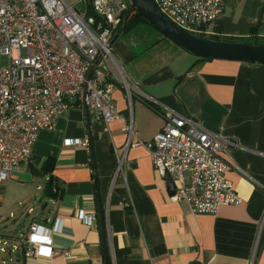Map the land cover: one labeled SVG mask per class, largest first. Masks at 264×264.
<instances>
[{"label":"crops","instance_id":"0c3cea01","mask_svg":"<svg viewBox=\"0 0 264 264\" xmlns=\"http://www.w3.org/2000/svg\"><path fill=\"white\" fill-rule=\"evenodd\" d=\"M222 4L213 34L216 28L222 37L264 41V0ZM136 30L111 44L133 87L131 99L123 88H114L117 111L126 121L131 119L144 141L161 130L167 108L230 139L236 146L230 150L232 166L226 178L242 201L220 206L213 215L192 213L187 204L170 198L165 179L141 147L127 152L125 180L114 177V148L121 149L125 141L122 123L112 121L105 130L70 107L54 129L39 133L30 164L0 185V200L9 206L43 203L29 223L50 227L57 218L62 220L59 231L50 233L52 256L28 257L20 264H103L97 223L87 226L76 216L78 211L96 213L98 201L107 213L112 264H264V65L214 59L189 69L196 57L179 48L160 50L157 44L140 59ZM66 140H88L89 149L68 146ZM47 157L55 158L52 177L63 189L58 199L42 195L48 176L41 165ZM12 181L21 188L11 201L6 195ZM24 216L19 230L29 224ZM65 250L69 258L62 254Z\"/></svg>","mask_w":264,"mask_h":264},{"label":"built area","instance_id":"2783aa9c","mask_svg":"<svg viewBox=\"0 0 264 264\" xmlns=\"http://www.w3.org/2000/svg\"><path fill=\"white\" fill-rule=\"evenodd\" d=\"M154 1L167 18L193 34L212 35L223 10L222 0ZM88 5L100 21L87 16ZM130 6L131 0H0V185L30 164L39 133L54 129L58 118L76 107L105 130L112 121L122 123L125 141L121 149L114 148V177L125 180L127 152L141 147L156 173L171 178L170 198L187 204L192 213L213 215L220 206L240 204L241 197L226 178L232 166L230 150L236 146L230 139L167 108L161 130L144 141L131 119L126 121L117 111L112 91L119 86L131 99L133 87L110 42ZM65 144L89 149L88 140ZM32 211L28 208L27 214ZM76 216L87 226L97 223L95 212L78 211ZM61 223L59 218L50 227L30 222L11 234L0 226V264L51 257L50 233L59 231ZM62 254L71 256L66 250Z\"/></svg>","mask_w":264,"mask_h":264},{"label":"water","instance_id":"95a60500","mask_svg":"<svg viewBox=\"0 0 264 264\" xmlns=\"http://www.w3.org/2000/svg\"><path fill=\"white\" fill-rule=\"evenodd\" d=\"M131 12H136L146 20L156 31L179 49L197 58L210 60H231L264 64V45L240 41L214 40L193 34L177 26L158 8L154 0H131V6L124 15L117 37L126 26ZM111 40L110 45L115 40ZM165 187L168 195H174V185L171 178L165 175ZM23 223H21V227Z\"/></svg>","mask_w":264,"mask_h":264},{"label":"trees","instance_id":"16d2710c","mask_svg":"<svg viewBox=\"0 0 264 264\" xmlns=\"http://www.w3.org/2000/svg\"><path fill=\"white\" fill-rule=\"evenodd\" d=\"M87 16L94 17L96 19V22L101 20L99 17H97L94 14L90 5H88ZM142 23L149 24L146 20H144L142 17H140L136 12H131L127 18L125 29L117 37H115L117 32L115 34H113L112 39L115 37V40H116L120 35L125 34L129 31L133 30L134 28L138 27ZM121 26H122V24L119 26L118 29H120ZM215 30H216L215 31L216 34L205 35L202 33H198L196 35H199L201 37L214 39V40L240 41V42H248V43H252V44H263L264 45V41H260L257 37L251 38V39H232V38L222 37L219 34L220 30L216 29V28H215ZM163 39H165V37L162 36V40ZM158 42L159 41L154 42L153 45L157 44ZM205 61H210V59L197 58L196 57V61L189 67V69H191L194 66H196L202 62H205ZM261 65H264V64H261ZM180 79H181V77H178L176 82H178ZM131 98H133V97L131 96ZM146 104L148 106L152 107V105L150 103L146 102ZM54 167H55V158L54 157H47L42 162V165H41L42 173L44 175L48 176V179L45 182L43 190H42V195L45 197H48L50 199H56V198L58 199V197L62 194V191H63V189L61 187H59L58 183L52 177V172H53ZM96 216H97V228L99 230L100 239H101V253H102L103 264H112L111 256L109 254L107 239H106L107 235H106L105 208L101 205V203H99V201L96 204ZM18 227H17V229H18Z\"/></svg>","mask_w":264,"mask_h":264},{"label":"rangeland","instance_id":"374dc122","mask_svg":"<svg viewBox=\"0 0 264 264\" xmlns=\"http://www.w3.org/2000/svg\"><path fill=\"white\" fill-rule=\"evenodd\" d=\"M66 1L70 4H76L79 0H66ZM78 8L81 11H83L84 4L80 3L78 5ZM137 28L138 30H136L134 33L138 36L137 37L138 45L135 46L136 48L135 50L137 54L139 55L140 59L143 58V56H145L147 52H149L150 47H153L156 45V44L153 45V43L160 41V39H161V42L157 43V48H159L160 50L164 48H173L175 50L178 49V47L175 46L173 43H171L168 39L165 38L162 40V35L158 31H156L151 25L142 23L140 24V27H137ZM1 62L2 64H5V58H2ZM5 183H3V185L1 184L2 187H4ZM9 183H10V186H9L8 194L6 195V197H8L9 200L12 201L15 198H17V195H18L17 190L21 188V186L18 185L16 181H12ZM31 201L32 203L30 204L26 203V205H23V204L19 205L18 203L15 204L16 203L15 202V203L10 204L9 206L6 204L5 201L0 200V226L3 227V229L5 230L7 234H11L16 231L17 227L20 225L22 221L20 220V216L22 215L24 216V214H26V211L29 207H32L34 209V213L29 215L28 217L24 216V219H26L27 224L29 223V220L31 217L38 216L41 213V211L43 210L42 209L43 203H41V205H37L35 200H31ZM9 214L14 215V218L9 217ZM24 229H20V230H24Z\"/></svg>","mask_w":264,"mask_h":264}]
</instances>
